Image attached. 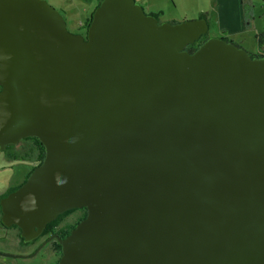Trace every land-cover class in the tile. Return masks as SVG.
<instances>
[{
  "label": "water",
  "instance_id": "1",
  "mask_svg": "<svg viewBox=\"0 0 264 264\" xmlns=\"http://www.w3.org/2000/svg\"><path fill=\"white\" fill-rule=\"evenodd\" d=\"M207 31L101 0L85 38L46 0H0V151L45 150L3 225L29 242L85 208L58 264H264V56L190 53Z\"/></svg>",
  "mask_w": 264,
  "mask_h": 264
},
{
  "label": "rangeland",
  "instance_id": "2",
  "mask_svg": "<svg viewBox=\"0 0 264 264\" xmlns=\"http://www.w3.org/2000/svg\"><path fill=\"white\" fill-rule=\"evenodd\" d=\"M100 2L101 0H93L91 5L92 10L90 13L99 5ZM175 2L177 4L176 8H174L172 2L170 4L167 3L168 7L165 8V14L163 15L164 18H173V20L178 22L195 19L193 17L196 16V12L192 11L191 7L190 9L186 7L189 6V3L180 0H176ZM77 4L79 5L82 3ZM246 9L247 19L250 24L244 32L242 46L246 50L256 54L258 53L256 34L261 32L264 28V0H247ZM144 10L147 13L151 11L147 8ZM59 11L66 19L67 28L70 32L81 31L82 27L79 25V11H75L76 16H78L76 18L68 16L64 10L60 9ZM152 11L157 13L156 9ZM73 20H75V22H72ZM215 34L216 28L213 24H211V27L207 31L206 35L208 37H214ZM26 142L27 141L23 139L15 145L14 148H8L0 151V193L4 191V193L8 195L10 193V190H8L10 186L12 189L20 187L25 182L27 173L33 169L31 155L24 154V152H22L23 146ZM27 165H30V167L27 172H24V174L21 169H24ZM11 232V230H6V235L4 232L0 235V252L18 255V257L13 258L0 256V264H37L42 259L41 255L45 252L42 251L39 255L35 256V246L22 245L17 240H12L10 238L12 234Z\"/></svg>",
  "mask_w": 264,
  "mask_h": 264
},
{
  "label": "crops",
  "instance_id": "3",
  "mask_svg": "<svg viewBox=\"0 0 264 264\" xmlns=\"http://www.w3.org/2000/svg\"><path fill=\"white\" fill-rule=\"evenodd\" d=\"M48 3L53 5L56 9H61L66 12L68 16L76 18V10L79 11V25H82L85 20L90 16V11L92 10L91 5L93 0H46ZM139 2L144 9H149V13L157 14L160 21L168 22H178L173 20V18H164L165 8L168 7L167 3L177 7L176 0H136ZM189 3L186 6L192 11L196 12L197 18H205L208 23V30L211 24L216 28L215 37L231 38L233 41L237 42L242 46L244 40V32L247 30L250 22H248L246 3L247 0H180ZM82 3V4H77ZM154 13L152 10H155ZM187 9V8H186ZM163 18V19H162ZM72 22H75L73 20ZM259 33V32H258ZM243 47V46H242ZM244 48V47H243ZM260 48L258 47V51ZM32 161V159H31ZM30 165H27L24 169H21L22 173L29 170ZM25 174V173H24ZM11 184V183H10ZM12 187L8 188L11 190ZM5 196L4 191L0 193V200ZM7 228L2 225L0 217V235L5 233ZM8 231V230H7ZM12 240L17 238V233L11 232ZM6 235V233H5ZM1 256V255H0Z\"/></svg>",
  "mask_w": 264,
  "mask_h": 264
},
{
  "label": "flooded vegetation",
  "instance_id": "4",
  "mask_svg": "<svg viewBox=\"0 0 264 264\" xmlns=\"http://www.w3.org/2000/svg\"><path fill=\"white\" fill-rule=\"evenodd\" d=\"M86 31V26H82L81 31L73 33L81 34L86 38ZM85 212L86 209L84 208L68 210L51 221L55 222L52 228L49 227V224L51 223L49 222L42 233L35 239L29 242H20L17 236L16 240L22 245L35 246V256L39 255L42 251L45 252L41 255L42 259L37 264H58L61 256L60 249L58 247L59 238H66L68 236V234H66L67 231H71L76 224L83 219ZM7 230L17 233V230L14 227H8Z\"/></svg>",
  "mask_w": 264,
  "mask_h": 264
},
{
  "label": "trees",
  "instance_id": "5",
  "mask_svg": "<svg viewBox=\"0 0 264 264\" xmlns=\"http://www.w3.org/2000/svg\"><path fill=\"white\" fill-rule=\"evenodd\" d=\"M137 2V1H136ZM95 10V9H94ZM94 10L91 12V14H90V16L85 20V22L82 24V25H80L81 27L82 26H86V28L89 26V24H90V22H91V19H92V14H93V12H94ZM152 14V13H151ZM158 19H159V16L157 15V14H154ZM207 34V33H206ZM206 34H204V35H202L201 36V38L198 40V41H196L195 43H193V44H189L187 47H186V49L191 53V52H193L204 40H206L207 38H208V36L206 35ZM225 39H227V40H229V41H232V42H234L236 45H238V46H240L241 47V45L240 44H238L237 42H235V41H233L232 39H229V38H225ZM256 39H257V43H258V47L260 48V50L258 51V53H256V54H254V53H252V52H250V51H248L252 56H259V57H263L264 56V28L262 29V31L261 32H259V33H257L256 34ZM24 140H26L27 142L24 144V146H23V149H22V152H24V154H30L31 155V159H32V162H33V167L32 168H34V167H36L37 165H39L41 162H42V160H43V158H44V156H45V150H44V146H43V144L37 139V138H35V137H30V138H26V139H24ZM14 146L15 145H10V146H8L6 149H8V148H14ZM32 171V170H31ZM31 171H29L28 173H27V175H26V178L28 177V175L30 174V172ZM25 178V179H26ZM24 182V181H23ZM16 189V188H15ZM15 189H11L10 190V192H12L13 190H15ZM5 196H6V194H5ZM4 196V197H5ZM85 209V208H84ZM86 213H87V211L85 212V214L83 215L84 217L86 216ZM66 214V213H65ZM2 216V212H1V208H0V217ZM83 217V218H84ZM55 224V222H51L50 224H49V227L50 228H52V226ZM2 225H3V223H2ZM3 227L4 228H8V227H6V226H4L3 225ZM11 227H14V228H16V230H17V236H18V240L20 241V242H23L24 241V239L21 237V235H20V229L17 227V226H11ZM70 233V231H67V233L66 234H69ZM59 243V242H58ZM58 247H59V249H60V253H61V245H60V243L58 244Z\"/></svg>",
  "mask_w": 264,
  "mask_h": 264
}]
</instances>
